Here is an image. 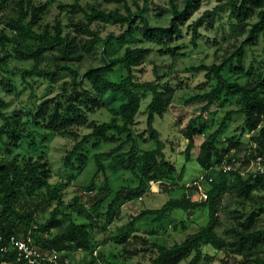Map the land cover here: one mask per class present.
<instances>
[{
    "label": "rangeland",
    "instance_id": "obj_1",
    "mask_svg": "<svg viewBox=\"0 0 264 264\" xmlns=\"http://www.w3.org/2000/svg\"><path fill=\"white\" fill-rule=\"evenodd\" d=\"M124 2H107L106 0H48L49 7L44 14L39 26L34 30L37 33L47 32L54 36L56 21L63 27V35L73 46L74 54L71 61L58 60L59 52L44 54L40 68L53 70L58 67H69L72 71L82 76L88 70L107 64L111 59L121 57L126 48L145 47L152 49V54L144 64L137 68L136 76L139 82L159 81L162 86L176 88L173 101L168 113L163 118H157L156 129L161 134L165 144L166 155L174 162L176 171L170 180L160 184L150 183V192L142 199L122 203L118 206L111 219L107 218L108 205L115 193L124 187H136L138 180L128 171L113 174L108 171L110 189L105 192V179L103 175L96 176L94 155L108 152L126 140L125 136L113 135V140L100 143L98 148H93L94 141L83 148L82 152L88 157L85 168L80 171L65 167L64 159L73 150L82 138L91 132L83 128L75 131V136L50 133L37 128L31 121L32 112L37 105L46 98L55 96L61 90L64 82H70L72 77L67 70L61 71L56 83L38 77H22V71L31 70L35 62L19 56L14 46L8 44L5 48L0 46V100L6 103L2 109L4 115L19 119L20 130L24 138L11 142L5 139L0 142V160L5 162L15 161L18 166L25 165L28 160L43 159L51 169L50 183L63 184L64 203L71 204L74 199H79L85 209H89L90 220L77 214L73 219L81 224L91 225V249L98 250V260L102 264H148L151 253L129 257L124 253L123 246L117 242L119 230L127 225L131 217L139 215L147 209H159L171 199L191 198L193 201L202 202L201 193L210 186L199 184L205 173L200 164L201 146L210 135L222 125L229 112L233 114L226 120V124L215 141L217 153L213 162L223 155L219 169L233 157V171H241L244 177L259 167H264V159L260 164L249 155V148L253 147L252 134L245 131V116L240 113L242 100L240 93L226 92L218 96L210 110L206 111L197 121L206 127L205 132L195 136V148L191 161L185 160V150L188 140L185 138V129L188 123L202 114V108L207 100L187 103L194 96L210 93L217 87V79L212 76L206 78V72H195L193 68L202 65H224L222 76L228 82L246 85L254 94L264 89V51L262 40L257 45H245V35H239L232 30V19L228 7L218 11L215 20L199 28L196 44L193 40V23L206 11H213L222 7L224 1L203 0L199 11L182 26V36L168 46L145 41L142 34V21L145 20L151 27H167L172 19V0H123ZM76 2L84 10L75 7ZM180 8L183 0L175 1ZM36 3H39L36 1ZM46 3V1L42 2ZM80 8V9H81ZM134 15L131 24L113 21H90L87 15L93 11L110 13L117 11L128 16L129 10ZM17 12L11 4L3 13L0 20V33L6 31L9 36L16 35L15 31L6 29L4 22L16 18ZM80 24L88 26L85 32ZM98 35V37L94 36ZM14 35V36H15ZM21 50L33 49L37 45L30 40L18 38ZM161 49L168 51L166 54ZM241 49V52H240ZM238 55V56H236ZM126 77V71L121 66H115L108 75L111 81L119 82ZM181 87V88H179ZM152 95L144 93L141 103V113L136 117L131 126L133 134L139 139V148L149 150L155 147L148 141L146 135V112L151 102ZM126 102L122 94L107 93L103 107L91 116V125L110 123L116 121L122 124L120 106ZM4 121L0 118V126ZM112 134H109L110 137ZM5 143V144H4ZM231 144L239 143V149H234L228 154H222ZM125 151L129 146L124 147ZM248 157L253 159L248 161ZM254 162V164H252ZM76 165V164H75ZM200 187V188H199ZM93 192H90V190ZM90 192V193H89ZM256 199L261 200L262 193L256 192ZM40 200V196L23 197L19 201L20 213ZM223 211L218 219L221 225L219 235H222L230 226L237 224L251 213L257 211L255 201H242L235 198L232 193L221 200ZM56 205L48 206L35 215L36 223L40 227L49 219ZM65 213L69 210L63 209ZM241 216V217H240ZM243 216V217H242ZM208 208L202 207L194 211L175 210L170 213L163 224L154 223L150 219H143L136 224L135 234L147 237L151 242L171 247L182 243L188 236L199 232L208 224ZM258 226H264V215L256 220ZM18 229L15 234L22 236L26 231V221L16 222ZM37 233H35V236ZM43 236V235H42ZM90 251L74 252L75 264H89ZM203 252L211 257L212 262L201 264H238L240 257L228 251H217L211 246L203 247Z\"/></svg>",
    "mask_w": 264,
    "mask_h": 264
},
{
    "label": "trees",
    "instance_id": "obj_2",
    "mask_svg": "<svg viewBox=\"0 0 264 264\" xmlns=\"http://www.w3.org/2000/svg\"><path fill=\"white\" fill-rule=\"evenodd\" d=\"M39 2V3H36ZM46 1V3H42ZM107 2H124L123 0H106ZM172 0V19L167 27H151L145 20L142 21V34L147 42L160 46H168L176 38L182 36V26L200 10L203 0H183V7ZM224 1L222 7H216L213 11H206L202 17L193 23V40L196 44L198 31L204 24L215 20L218 11L228 7L232 19V30L239 35H245L244 43L248 46L257 45L260 40L264 43V0H219ZM14 6L17 17L4 22L6 29L16 32L9 36L4 30L0 33V46L5 48L8 44L13 45L15 52L23 59L33 60L34 67L31 70L22 71V77H38L56 83L61 71L70 72L72 80L64 82L61 90L55 96L42 100L32 112V123L40 129L60 135L75 136L78 129L88 128L90 133L75 145L73 150L65 157V167L82 171L87 163L88 157L82 152L90 141H94L93 148H98L100 143L113 140V135L125 136L126 140L108 152L96 153L94 161L96 165V176L103 175L105 179V192L110 189L108 184V171L117 174L120 171L132 173L138 180L136 187H124L118 190L108 205L107 218L111 219L119 205L122 203L142 199L150 192V183H165L170 180L176 171L173 161L166 155L165 144L161 139L160 132L155 127L157 118H163L169 111L176 88L162 86L159 81L139 82L136 70L145 63L152 54V49L145 47H128L121 57L111 59L106 65L88 70L82 76L72 71L69 67H58L47 70L40 68L44 54L47 52H59L58 60L71 61L74 54L73 46L70 45L66 36L63 35V27L60 21L54 26V36L47 32L37 33L34 28L39 26L46 13L48 0H0V14L10 6ZM75 7L84 11L76 2ZM81 8V9H80ZM129 11L128 16L114 11L104 13L93 11L87 15L90 21H113L115 23L131 24L134 15ZM85 32H89L88 26L79 25ZM95 37L98 35L93 34ZM30 40L37 45L33 49L21 50L18 38ZM264 51V45H263ZM161 53L168 51L161 49ZM241 52V49H240ZM238 56V55H236ZM121 65L126 71V77L119 82L111 81L108 75L113 72L115 66ZM224 65L199 66L193 68L195 72H206V78L215 76L217 87L210 93L194 96L187 101L193 103L207 100L202 108V114L192 119L186 129L185 138L188 145L185 150V160L192 159L195 148V136L205 132L206 127L195 123L215 103L218 96L226 92L241 94L242 108L240 113L244 114L245 131L252 134L253 147L248 149L253 159H264V89L254 94L246 85L228 82L222 76ZM181 88V87H179ZM107 93L122 94L126 102L120 106V116L123 123L116 121L91 125V116L103 107ZM144 93L152 95L151 102L146 112V135L148 141L155 144L154 148L144 150L139 148V139L134 136L131 126L134 125L136 117L141 113V103ZM6 103L0 100V118L4 124L0 126V142L5 139L11 142L20 141L24 138L20 130L19 119L10 118L2 112ZM233 114L229 112L223 120L221 127L206 139L201 146L200 164L205 169V180L202 184L210 186L207 199L202 202L193 201L191 198L171 199L159 209H147L139 215L131 217L129 223L119 230L117 242L123 246L126 256L134 257L144 253H151L148 264H201L212 262L211 257L203 252V247L211 246L217 251H228L234 256L241 258L238 264H264V226L257 225V218L264 215V172L250 173L247 177L241 171L226 172L219 169L217 163H221L223 155L213 162L218 152L215 141L222 132L226 120ZM109 134H112L110 137ZM5 144V143H4ZM129 146L125 151L124 147ZM239 143L231 144L222 153L228 154L234 149H239ZM248 157L249 160H253ZM226 163L232 164L233 157ZM76 164V165H75ZM51 169L43 159L28 160L23 166H18L15 161L5 162L0 160V248L8 246V239L15 235L18 226L17 221H26V231L33 230L34 242L43 249L55 248L59 251L77 252L78 250L90 251L91 261L95 263L91 249V225L81 224L73 219V214L90 220L89 209H85L79 199L73 203L65 204L63 184L52 185ZM161 186V185H160ZM90 192H93L91 189ZM262 193L260 201L256 199L255 193ZM232 193L236 199L242 201H255L257 204L255 212L251 213L242 221L230 226L222 235H219L221 225L218 219L219 213L223 211L221 200L227 194ZM40 196V200L32 207L22 208L20 213L19 200L23 197ZM55 204L49 219L40 227L36 223L35 215L48 206ZM202 207L208 208L209 221L199 232L188 236L182 243L166 247L151 242L147 237L135 234L136 224L143 219H150L154 223L163 224L170 213L175 210L194 211ZM70 211L65 213L63 209ZM241 217V216H240ZM243 217V216H242ZM35 233L37 235L35 236ZM43 235V236H42ZM9 258L8 254L0 252V262Z\"/></svg>",
    "mask_w": 264,
    "mask_h": 264
},
{
    "label": "built area",
    "instance_id": "obj_3",
    "mask_svg": "<svg viewBox=\"0 0 264 264\" xmlns=\"http://www.w3.org/2000/svg\"><path fill=\"white\" fill-rule=\"evenodd\" d=\"M13 1V0H10ZM3 14H0V20ZM262 158L257 159L260 164ZM254 164V162H252ZM223 169L226 172L233 171L232 165L225 162ZM263 173L264 167H259L251 173ZM243 175V173H241ZM205 180L203 175L201 180L198 182L202 184ZM200 188V187H199ZM90 193V192H89ZM207 199V192L201 193V199ZM87 207V205H85ZM88 208V207H87ZM38 227L33 226V230L28 231L22 236L12 235L8 239V246H3L0 248L2 254H8L9 258L2 260L0 264H75L74 252L59 251L55 248L43 249L38 246L33 239V231ZM98 250L95 249L92 256L95 258L94 264H102L98 259ZM77 252H83L78 250Z\"/></svg>",
    "mask_w": 264,
    "mask_h": 264
},
{
    "label": "crops",
    "instance_id": "obj_4",
    "mask_svg": "<svg viewBox=\"0 0 264 264\" xmlns=\"http://www.w3.org/2000/svg\"><path fill=\"white\" fill-rule=\"evenodd\" d=\"M157 185H158V188H160V182H158Z\"/></svg>",
    "mask_w": 264,
    "mask_h": 264
}]
</instances>
